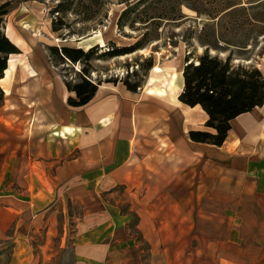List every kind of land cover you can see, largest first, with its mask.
I'll list each match as a JSON object with an SVG mask.
<instances>
[{
    "label": "crops",
    "instance_id": "0c3cea01",
    "mask_svg": "<svg viewBox=\"0 0 264 264\" xmlns=\"http://www.w3.org/2000/svg\"><path fill=\"white\" fill-rule=\"evenodd\" d=\"M13 56L27 65L0 85L7 264H264V104L221 146L194 143L207 116L178 101L184 56L164 64L172 90L150 70L137 92L101 83L81 107L55 67Z\"/></svg>",
    "mask_w": 264,
    "mask_h": 264
},
{
    "label": "rangeland",
    "instance_id": "374dc122",
    "mask_svg": "<svg viewBox=\"0 0 264 264\" xmlns=\"http://www.w3.org/2000/svg\"><path fill=\"white\" fill-rule=\"evenodd\" d=\"M181 1L183 17L173 22L161 20V25L157 26L159 40L152 41L143 52L138 51L122 58L93 60L92 79L121 80L128 76L132 82L140 81L143 88L149 73L143 77L139 65L145 57L152 54L154 63L163 71V75L157 80L165 82L169 79L170 72L174 73L176 70H164L165 62L185 57L189 53L191 59L196 60L206 47L211 55H217L221 59L230 55L234 65L255 66L264 76V0ZM6 2L10 5L9 13L4 17L3 32L9 29L21 32L25 43L20 46L21 53L32 50L34 58L43 64L52 65L47 57V46L64 45L86 50L97 44L99 54L107 49L109 41L117 46L128 45L142 32L140 28L132 31L128 27L119 32L115 24L125 5L118 4L116 0H108L88 22L77 23L76 15L65 14L63 20L79 34L64 39L51 31V20L56 17V14H51V10L58 0H0V5ZM135 25L138 27L140 24ZM58 68L63 70L66 79L71 80L75 79V72L79 71L80 65H60ZM136 219L134 216L131 225L136 224ZM137 239L146 241L142 234H138ZM145 246L148 247L147 242ZM10 252V248L0 245V264L9 262ZM220 253L226 254V249L220 250Z\"/></svg>",
    "mask_w": 264,
    "mask_h": 264
},
{
    "label": "trees",
    "instance_id": "16d2710c",
    "mask_svg": "<svg viewBox=\"0 0 264 264\" xmlns=\"http://www.w3.org/2000/svg\"><path fill=\"white\" fill-rule=\"evenodd\" d=\"M108 0H58L51 14H56L51 20V31L62 39L79 34L72 30L63 16L67 13L77 16V23L92 20ZM118 4H124V9L117 17L116 26L119 32L125 27L142 32L135 41L128 45L117 46L109 41L107 49L99 51L98 45L88 49L71 46H47V57L55 67L69 93L73 96L67 98L70 107H81L87 104L95 95L101 83L116 84L120 81L128 91L137 92L142 84L140 81L132 82L128 78L121 80H93L91 73L94 71L93 60H108L144 50L152 41L159 40L157 26L161 20L173 22L180 20L181 0H116ZM196 0H193L195 3ZM168 3L169 5H166ZM9 3L0 5V79L7 69V61L10 55L21 54L20 49L9 40L3 32L4 17L9 13ZM191 6V5H190ZM192 7V6H191ZM196 8V7H192ZM139 23L137 27L135 24ZM80 65L75 72V79L68 80L63 75V70L58 66ZM155 65L153 55L144 58L139 65L143 71V77ZM137 74L135 71L134 75ZM182 90L178 95V101L188 107L199 106L206 114L205 130H190L188 138L191 142L221 146L231 128V121L237 116L250 112L264 104V76L262 72L251 65H234L232 57L228 55L221 59L217 55H211L208 47L191 59V53L184 57L182 68ZM4 99V93L0 87V105Z\"/></svg>",
    "mask_w": 264,
    "mask_h": 264
},
{
    "label": "bare ground",
    "instance_id": "6f19581e",
    "mask_svg": "<svg viewBox=\"0 0 264 264\" xmlns=\"http://www.w3.org/2000/svg\"><path fill=\"white\" fill-rule=\"evenodd\" d=\"M14 31L13 29H9L5 31L6 36L9 38L10 41H12L16 46H22L25 43L21 40H18L15 38V34H13ZM18 47V46H17ZM144 50H139V52H143ZM124 56L118 57V58H122ZM17 65H22L25 66L27 64L23 63L22 60H20L19 58L14 57L13 55H11V57L9 56L8 61H7V69L4 71L3 74V78L0 79V85L1 87L3 86L4 88L7 86L8 82L11 79V75L12 73L15 71ZM151 76L148 80L149 84H153L155 82V79L158 78L159 76L162 75L163 71L162 69L155 65L153 66V68L151 69ZM175 73H172L169 75V79L166 81V85L169 88V90H172L174 87V80H175ZM148 93L149 94H157V95H164V91L163 90H157L155 89L153 86H150L148 88Z\"/></svg>",
    "mask_w": 264,
    "mask_h": 264
}]
</instances>
